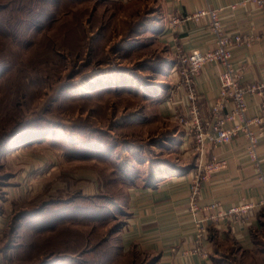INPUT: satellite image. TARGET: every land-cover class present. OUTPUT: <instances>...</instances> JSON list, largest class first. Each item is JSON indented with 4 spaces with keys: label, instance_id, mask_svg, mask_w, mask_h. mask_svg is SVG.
<instances>
[{
    "label": "rangeland",
    "instance_id": "rangeland-1",
    "mask_svg": "<svg viewBox=\"0 0 264 264\" xmlns=\"http://www.w3.org/2000/svg\"><path fill=\"white\" fill-rule=\"evenodd\" d=\"M155 3L0 0L5 264H152L124 248L130 193L193 156L173 139L183 128L158 112L176 57L153 29ZM256 240L218 264H264V232Z\"/></svg>",
    "mask_w": 264,
    "mask_h": 264
},
{
    "label": "crops",
    "instance_id": "crops-1",
    "mask_svg": "<svg viewBox=\"0 0 264 264\" xmlns=\"http://www.w3.org/2000/svg\"><path fill=\"white\" fill-rule=\"evenodd\" d=\"M154 2L160 17L156 18L158 23L153 29L173 56L176 57L178 47L186 53L193 50L204 52L215 47L208 20L188 21L172 28L173 18L207 7L223 9L222 20L228 33L241 32L253 37L249 47L234 50L235 69L241 71L244 83L264 77V10L257 8L250 0ZM233 5L236 6L235 9H231ZM175 64L176 60L173 59L170 71ZM222 72L221 64H207L196 79L195 90L204 114H209L210 103L219 94ZM169 78L170 86L160 95L161 99L156 101H161L159 115L172 120L177 111L186 110L188 99L184 86L174 87L179 79L173 73ZM247 104L248 116L258 115L259 98L249 95ZM175 136L173 139L179 141L178 150L183 156L188 159L192 153L194 157L192 156L190 162L164 165L154 176L153 183L131 191L128 199L131 217L122 237L124 248L136 246L149 253L154 257L153 264H218L222 262L221 258L226 252L236 254L238 251H256V238L264 232V207H258L246 222L232 219L219 223L206 222L207 233L199 243L196 242L197 218L199 220L206 217L211 203L218 202L223 209H229L244 202H258L264 198V181L260 180L255 163L247 155L246 139L238 136L223 147L208 146L202 153H194V150H189L192 143L185 133ZM257 154L261 163V174L264 175V138L257 147ZM213 156L226 159L228 167L213 173L202 182L198 198L201 211L199 215H192L189 207L193 172L200 165L209 163ZM16 186L17 198H21L24 187L22 180ZM10 193L13 194L11 191ZM8 216L9 214H0V231L8 224Z\"/></svg>",
    "mask_w": 264,
    "mask_h": 264
},
{
    "label": "built area",
    "instance_id": "built-area-1",
    "mask_svg": "<svg viewBox=\"0 0 264 264\" xmlns=\"http://www.w3.org/2000/svg\"><path fill=\"white\" fill-rule=\"evenodd\" d=\"M257 8L264 10V0H250ZM233 5L231 9H235ZM223 9L210 7L173 18L172 28L178 25L195 21L208 20V26L214 38L215 47L207 50H193L186 53L181 47L176 48V64L171 76L179 79L177 86H184L187 91V105L185 111H177L174 119L183 128L191 140L196 151L202 153L208 146L220 148L230 144L238 136L246 139V152L255 163L261 174V163L257 154V147L264 138V77L249 83L243 82V75L235 69L233 64L234 50L239 47H249L252 35L244 33H228L222 20ZM221 64L223 72L220 75V89L217 97L210 103L209 114H204L198 103L195 90L196 79L207 64ZM256 95L259 98V113L248 116L247 97ZM228 161L213 156L205 166L200 165L194 174L190 190L192 215H199L201 208L198 203L201 184L213 173L227 169ZM258 207H264V198L258 202H244L241 205L223 209L218 202L208 206V214L204 219L197 218V242L207 233L206 222L219 223L224 220L248 221L250 215ZM0 264H5L0 257Z\"/></svg>",
    "mask_w": 264,
    "mask_h": 264
},
{
    "label": "trees",
    "instance_id": "trees-1",
    "mask_svg": "<svg viewBox=\"0 0 264 264\" xmlns=\"http://www.w3.org/2000/svg\"><path fill=\"white\" fill-rule=\"evenodd\" d=\"M157 98H160V94L157 95ZM23 134H24L23 132H20V131H19L18 133H16V137H21ZM150 184H151V183H150ZM26 215H27V214H26ZM26 215H25V214H23V215L21 214V215L18 216L17 219L20 220V219H22V218H23L24 216H26ZM153 262H154V260H153ZM153 262H152V264H153Z\"/></svg>",
    "mask_w": 264,
    "mask_h": 264
}]
</instances>
